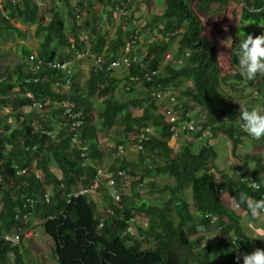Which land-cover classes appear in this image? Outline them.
<instances>
[{"label": "trees", "instance_id": "16d2710c", "mask_svg": "<svg viewBox=\"0 0 264 264\" xmlns=\"http://www.w3.org/2000/svg\"><path fill=\"white\" fill-rule=\"evenodd\" d=\"M45 1L47 6L41 8L33 0H0V42L24 39L25 32L15 23L34 24L38 41L36 50L17 43L20 63L5 75L0 73V264H35L22 237L16 246L3 239L30 231L35 220L51 239L57 264H240V254L230 243L219 240L216 228H209L207 216L217 220L219 234L235 246L242 250L252 246L264 249V241L249 240L239 223L246 213L241 201L264 195L261 156H243L237 174L232 175L215 166L216 152L210 144L219 135L225 137L231 156L237 158L236 151L244 145V139L251 138L240 127L238 106L228 103L237 98L232 93L234 87L243 86L239 84L243 77L236 71L233 77L238 82L229 84V91L222 89V85L227 86L222 55H218L216 45L204 36L201 27L202 18H224L228 11L238 19L228 44V65H237L235 50L239 41L245 34L255 36L264 31V0H164L159 14L141 27L154 30H142L144 42L129 54V75L141 79L144 73L155 72L150 82L129 84L125 72L123 77L99 72L87 56L83 86L77 83L74 67L68 92L53 88L55 82L65 83V73L50 69L32 72L31 68L39 60L73 61L76 53L87 48L91 55H102L105 62L118 58L126 40L138 37L135 27L141 14L137 9L129 11L143 4L149 12L153 0H76L74 5L70 0ZM94 3L103 6L106 19L115 15L123 18L110 39L101 28H95L93 11L92 23L87 19L81 23V13ZM120 10L125 14L118 15ZM167 53L170 61L162 63ZM169 88L182 96L181 112L197 108L203 115L198 122L192 112L198 122L196 131L185 135L186 142L176 150L168 145L169 125L150 97L152 91ZM255 95H259L260 107L264 108V75L255 86ZM44 100L51 104L70 101L73 110L80 112L78 145L71 141L76 129L71 130L57 104L33 107ZM94 100L99 102L97 112ZM249 106H254V100L249 101L246 107ZM133 110H139L140 115L134 116ZM116 125L121 139L116 141L114 152L118 153L119 146L125 151L130 145H141L137 163L122 159L110 166L108 173L100 170L104 178L94 194H102L101 209L88 196L67 202L69 193L86 188L95 177L102 158L100 137ZM150 128L155 135L150 134ZM140 134L146 140L140 142ZM251 140L264 146V137ZM248 165H252L249 173L243 169ZM51 167L55 168L53 172ZM118 173L127 175L138 189L145 180L155 186L156 177L171 179L172 184L157 187L167 193L159 203L150 204L136 191L120 194L118 202H114L109 196L108 181L113 180L116 189L128 183ZM245 177L258 184V189L242 182ZM26 200L33 202V214L28 221H16V212H25ZM237 204L239 210L234 209ZM134 218L140 223L132 224L130 234L127 227ZM201 227L207 234L200 233ZM209 233H216V243H205L201 251L199 245Z\"/></svg>", "mask_w": 264, "mask_h": 264}, {"label": "rangeland", "instance_id": "374dc122", "mask_svg": "<svg viewBox=\"0 0 264 264\" xmlns=\"http://www.w3.org/2000/svg\"><path fill=\"white\" fill-rule=\"evenodd\" d=\"M34 3L39 6V7H46L47 3L45 0H33ZM71 4H75L76 0H70ZM164 0H153V4H151L149 8V12L145 10V5L142 4L143 7H138L134 5L129 13L134 12L135 9L136 11L140 12L141 14V20L137 23V26L135 27V33H137L139 37V42L142 43L144 42V33H148L151 28L144 30V24L147 22V20L150 19L151 16L158 15L159 12L162 10ZM81 13V23L85 21L86 19L92 23V15L91 11H93L95 14L94 15V21H95V28H101L104 32H106L108 39L112 38L114 36V33L116 31V27L118 26L119 23L123 21V18H119V16L115 15V17H112L111 20L106 19L105 13H104V8L102 5L94 3L93 6L89 8H85ZM143 10L146 11L143 13ZM209 19H201V27L204 36L209 39L211 42H213L216 47H217V53L219 55H222L221 61H222V69L224 70V75H225V82L227 83V86L225 87L222 85V89L227 91L226 89L228 88L229 91V84H233L235 82H238L236 78L233 77V74L237 71L236 70V65L230 66L229 67V58L230 55L228 54V44H229V37L233 33H235L236 28L238 27V19L230 15V11L227 12V15L224 18H216V17H208ZM97 19V22H96ZM47 21V19H45ZM209 21V22H208ZM15 26L21 27V30L25 32V37L23 40H17L13 43H1L0 42V73L1 75H5V73H8V71H12L15 69L16 65L20 63V59L17 53V48L16 44H23L30 48L31 50H36L38 41L34 37V29L35 25L33 24H20V23H15ZM142 30H144V33ZM151 30H154L152 27ZM164 61L162 60V63ZM75 67V72L77 75V83L79 86H83V82L85 78L87 77V69H88V64L86 62V59H82L80 61H76L73 65ZM73 67V69H74ZM0 75V76H1ZM113 75L116 77H123V72L122 71H114ZM261 75L256 76L253 80L248 81L247 83L244 82L243 78V83H241L243 86H238L237 88L234 87V92L232 93L233 96H236L237 98H232L228 102L230 105H235L238 106V108L246 107L247 104L249 103L250 100H254V106H263L261 105V99L259 95H255V86L257 83H259ZM176 90V89H175ZM176 94L178 97H182L179 93L178 90H176ZM254 96V97H253ZM94 105V110L95 112L98 111V101L93 102ZM7 113V110H4ZM92 112V117L93 119H96V113ZM190 112L192 117H197L198 122L201 121L203 118L197 108H190ZM192 112L195 114V116L192 114ZM139 110H133L132 114L134 116L140 115ZM196 123V125L198 124ZM96 124L99 126V122L97 121ZM150 131V134H154L153 129H148ZM120 132L119 127L116 125L113 130H111L109 133L104 135L105 132L102 133L103 137H100V149L102 151V158L99 161V170H103L104 172L108 173L109 167L112 166L113 164L120 162L122 159H126L129 162L132 163H137L138 159V152L136 149H134L133 145H130L128 148L123 153H117L114 152L115 145H117L118 140L121 139V137L117 134ZM252 138H245L244 139V145L239 147L238 150L236 151L237 158L232 157L230 154V145L228 140L219 135L216 140L210 142L212 144L215 152H216V159H215V166H217L219 169H225L226 172L229 173L228 169L230 167L231 171L230 173L232 175L237 174V169L241 165L240 158H243L245 155H260L264 164V146L261 144H254V142L251 140ZM186 139L185 136L182 138L176 140V141H169L168 145L173 148L177 149L180 144L185 143ZM198 147L197 145H194L193 150L197 151ZM149 159H146V162ZM148 163V162H147ZM252 165H248L245 168H243L246 172L249 173L251 170ZM54 168V167H52ZM127 180V184L123 187L125 191L124 194L131 195L134 191L138 192L139 196L141 199L147 200L150 204H155L159 203L160 201L165 200L167 193L165 192H160L157 187L161 188L164 186V184L171 185L172 180L171 179H163L161 177H156L155 179V186H150L149 181L145 180L141 183L143 187L138 189V185L134 184L131 185V179L127 176L124 175ZM137 179V178H136ZM134 179V180H136ZM151 189V191H149ZM91 199H93L96 203L99 204L100 209L102 208V194H94ZM227 205H229V202H227ZM99 209V210H100ZM235 210H239L236 207H234ZM38 221V220H36ZM140 219H137V224H139ZM38 224L37 222L34 223V225ZM259 227L262 230H264V224L261 223H254L250 228L249 231H255V229ZM34 230L35 227L30 229L33 233L35 232ZM32 236L29 238H23V245L24 248L28 251L29 257L33 259L35 264H57L55 260V256L52 252L53 250V243L51 239H49L47 236L43 234L42 228L38 227L36 230V235L35 237ZM201 234H207L206 231L200 232ZM216 233L209 235L204 239L202 244L199 245V248L201 251H203L206 248L205 243H208L209 241L215 242L216 243ZM252 240H258L262 241L261 239H252ZM255 248H258L257 246H252L251 248L244 250L245 254L253 251ZM237 260L240 264H242V261L238 259ZM221 258H218L217 260H220Z\"/></svg>", "mask_w": 264, "mask_h": 264}, {"label": "built area", "instance_id": "2783aa9c", "mask_svg": "<svg viewBox=\"0 0 264 264\" xmlns=\"http://www.w3.org/2000/svg\"><path fill=\"white\" fill-rule=\"evenodd\" d=\"M125 12L123 10H120L118 15H124ZM85 38V37H84ZM154 38H151L153 40ZM139 42V37L132 36L128 40H126L123 52L118 58L112 59L108 62H105L102 55H91L88 48L85 49L81 53H76L74 55L73 61H65V62H57V61H46L43 62L39 60L36 65H34L30 71L35 72L42 69H50V70H57L62 73H65L67 76L65 83L60 84L59 82H55L53 85V88L56 91H66L68 92L71 88V76L73 74V65L74 62L80 61L84 59L87 56H90V60L93 64V67H95L99 72H114V71H122L126 74V80H128L129 84H137L140 83L142 80L146 82H150L152 77L156 74L155 72L151 73H144L143 77L140 79L138 76H132L129 75V68L131 66V60L129 58L130 51L132 48H134ZM170 54L167 53L164 57V63H168L170 61ZM32 60V58H30ZM36 81V80H35ZM128 90V87L126 88ZM151 100L157 105V108L159 111L162 112L163 117L167 121V124L169 125V132H170V139L171 141H176L180 138H182L185 135L191 134L192 132L196 131V120L194 117H192L191 113L189 111L187 112H181L179 109L180 102L175 94V92L169 88V89H163V90H155L150 93ZM58 105L59 108L63 111V116H66L70 122V128L71 130L76 129V133L72 136L71 141L74 145H78L79 142L77 138H79V129L82 126V119L80 112H76L73 110V104L70 101H61L51 104L49 100H44L42 104L40 103H34L33 107H36V109H41L42 107H50V105ZM146 140L145 136L143 134H140L139 141ZM134 149L140 150L141 145H133ZM118 152L123 153L124 149L122 146L118 147ZM55 168L50 169L51 172L54 171ZM118 176L126 178L122 173H118ZM102 177L104 178L103 172L100 170H97L95 177L89 182L86 188L75 190L71 193H69L66 196L67 202L71 198H77L80 196H88L92 197L93 194L99 190V188L102 185ZM242 182H244L249 188H252L253 190H257L258 188L251 187L252 182H248L247 178H242ZM108 188H109V196L113 198L114 202H118L120 198V194H124L123 191L124 188L119 187L118 189L115 188V183L113 180L108 181ZM264 198V195L262 196ZM45 200L48 201L47 195L45 196ZM33 202L31 200H26V203L23 204V209L25 210L24 213L16 212L14 219L17 221L19 219L28 221V219L33 214ZM237 207V205H235ZM209 217V228H216V232L220 237V241L222 243H230L233 248L237 251V253L241 254L244 253V250H242L240 247H237L234 245L233 241H230L227 237L222 236L219 234V231L221 230L220 227H217L216 222L217 220L215 218ZM134 219H131L129 221V225L127 227V232L132 233V224L134 223ZM32 231L25 230L20 231L18 234L13 233L11 235H6L3 237L4 241L9 244L10 246H16L20 243V238H29L32 236Z\"/></svg>", "mask_w": 264, "mask_h": 264}, {"label": "clouds", "instance_id": "9594fccd", "mask_svg": "<svg viewBox=\"0 0 264 264\" xmlns=\"http://www.w3.org/2000/svg\"><path fill=\"white\" fill-rule=\"evenodd\" d=\"M235 55L237 57L236 70L244 78L245 83L253 80L258 75H264V31L255 36L251 33L245 34L236 47ZM176 96L181 103L177 94ZM188 111L190 112V109ZM158 112L161 111L158 109ZM239 120L241 129L249 137L253 139L264 137V108L259 106L239 108ZM228 171H231L230 167ZM251 187L258 188L259 185L253 181ZM233 199L239 200L240 198L234 197ZM241 202L246 207V213L239 221L244 234L249 240L261 239L264 241V230L257 227L255 231H249L254 223L264 224V198L249 197L246 201ZM134 221L133 224H137V219L134 218ZM200 230H203V228L201 227ZM238 259L242 261V264H264V249L255 248L246 254L244 251Z\"/></svg>", "mask_w": 264, "mask_h": 264}, {"label": "crops", "instance_id": "0c3cea01", "mask_svg": "<svg viewBox=\"0 0 264 264\" xmlns=\"http://www.w3.org/2000/svg\"><path fill=\"white\" fill-rule=\"evenodd\" d=\"M20 28H21V27H20ZM35 222H37V223H38L39 221H36V220H35V221H33L32 225H34V223H35ZM36 225H37V224H36ZM37 226H38V225H37ZM37 226H36V227H37ZM38 227H39V226H38ZM38 227H37V228H38ZM37 228H35V229L37 230ZM36 230H34V231L36 232ZM42 231H43V230H42ZM35 232L33 233V237H35V235H36V233H35ZM43 234H44V233H43Z\"/></svg>", "mask_w": 264, "mask_h": 264}]
</instances>
